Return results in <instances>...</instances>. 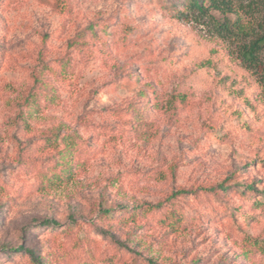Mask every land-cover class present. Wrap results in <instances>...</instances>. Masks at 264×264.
I'll list each match as a JSON object with an SVG mask.
<instances>
[{
    "label": "rangeland",
    "instance_id": "1",
    "mask_svg": "<svg viewBox=\"0 0 264 264\" xmlns=\"http://www.w3.org/2000/svg\"><path fill=\"white\" fill-rule=\"evenodd\" d=\"M238 14L0 0V264H35L21 246L43 264H264V96L247 37L217 27Z\"/></svg>",
    "mask_w": 264,
    "mask_h": 264
},
{
    "label": "trees",
    "instance_id": "2",
    "mask_svg": "<svg viewBox=\"0 0 264 264\" xmlns=\"http://www.w3.org/2000/svg\"><path fill=\"white\" fill-rule=\"evenodd\" d=\"M245 0H187V5L199 13L206 10H214L223 14L240 13L249 17L248 21L242 23V18L234 23L222 22L218 24L219 30L231 33L233 30L237 35L247 37V42L240 45L237 51V58L241 61L243 67L258 73L262 95L264 96V67H260L259 55L264 51V0H250L244 4ZM246 20V19H245ZM251 20V21H250ZM234 32V31H233ZM30 101H26L25 106H30ZM133 106H129L131 109ZM42 224L57 227L55 221H44ZM15 252H24L31 262L35 264H43L40 255H36L34 251L26 249L23 246L12 249ZM148 264H159L155 261H148Z\"/></svg>",
    "mask_w": 264,
    "mask_h": 264
}]
</instances>
